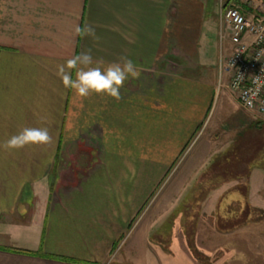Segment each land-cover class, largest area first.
I'll return each mask as SVG.
<instances>
[{
	"label": "crops",
	"instance_id": "0c3cea01",
	"mask_svg": "<svg viewBox=\"0 0 264 264\" xmlns=\"http://www.w3.org/2000/svg\"><path fill=\"white\" fill-rule=\"evenodd\" d=\"M219 14L220 0H0V142L52 136L0 149V264H152L167 200L136 224L163 185L174 206L264 195L260 115L219 94L202 58ZM86 24L98 41L75 33ZM88 48L94 66L126 56L140 70L119 101L63 87L57 66Z\"/></svg>",
	"mask_w": 264,
	"mask_h": 264
},
{
	"label": "rangeland",
	"instance_id": "374dc122",
	"mask_svg": "<svg viewBox=\"0 0 264 264\" xmlns=\"http://www.w3.org/2000/svg\"><path fill=\"white\" fill-rule=\"evenodd\" d=\"M214 11L218 13L216 8ZM229 46L219 28L202 46L204 64L210 65L212 76L215 74L219 94L228 89V73H222L220 61L223 50L229 57ZM258 119L264 128V116ZM166 185L155 193L152 210L143 215V223L136 224L140 229L149 219H161L156 215L161 202L167 200L169 214L150 236L152 264H264V195H180L174 206L177 195H166L172 184Z\"/></svg>",
	"mask_w": 264,
	"mask_h": 264
},
{
	"label": "built area",
	"instance_id": "2783aa9c",
	"mask_svg": "<svg viewBox=\"0 0 264 264\" xmlns=\"http://www.w3.org/2000/svg\"><path fill=\"white\" fill-rule=\"evenodd\" d=\"M220 35L232 45L221 53V70L228 73L227 87L241 106L264 116V0H220ZM259 78L260 90L254 81Z\"/></svg>",
	"mask_w": 264,
	"mask_h": 264
},
{
	"label": "clouds",
	"instance_id": "9594fccd",
	"mask_svg": "<svg viewBox=\"0 0 264 264\" xmlns=\"http://www.w3.org/2000/svg\"><path fill=\"white\" fill-rule=\"evenodd\" d=\"M77 35H83L98 41L95 28L86 24L75 28ZM96 62L92 48L81 51L67 59L64 64L57 66V76L61 79L65 89H71L80 98H87L92 94L107 95L115 100L121 99L120 89L124 87L129 78L138 79L140 70L128 57H121L119 61L112 62L106 67L94 66ZM74 73V77H73ZM257 88L253 96L260 90L259 78L254 81ZM52 143V136L47 127H23L7 140L0 142V149L15 151L26 146H40Z\"/></svg>",
	"mask_w": 264,
	"mask_h": 264
},
{
	"label": "water",
	"instance_id": "95a60500",
	"mask_svg": "<svg viewBox=\"0 0 264 264\" xmlns=\"http://www.w3.org/2000/svg\"><path fill=\"white\" fill-rule=\"evenodd\" d=\"M228 2L231 1V0H227Z\"/></svg>",
	"mask_w": 264,
	"mask_h": 264
}]
</instances>
